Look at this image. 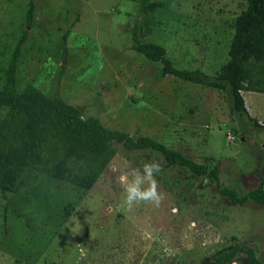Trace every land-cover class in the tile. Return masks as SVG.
Wrapping results in <instances>:
<instances>
[{
  "label": "rangeland",
  "instance_id": "1",
  "mask_svg": "<svg viewBox=\"0 0 264 264\" xmlns=\"http://www.w3.org/2000/svg\"><path fill=\"white\" fill-rule=\"evenodd\" d=\"M28 1L0 0V87L24 35L19 91L31 85L82 118L217 165L220 185L239 195L264 187V94L241 92L256 127L231 109L225 92L163 75L159 63L130 49L139 22L143 42L161 46L175 68L213 76L228 59L244 0H151L160 6L147 15L138 12L140 0H33L27 26ZM255 86L264 91V83ZM6 112L0 108V120ZM114 146L115 158L90 190L32 171L12 192H0V264H208L233 244L253 248L264 262V204L233 205L205 177L152 151ZM154 157L163 200L128 210L121 177ZM73 217L80 229H70ZM232 264H245L244 255Z\"/></svg>",
  "mask_w": 264,
  "mask_h": 264
},
{
  "label": "trees",
  "instance_id": "2",
  "mask_svg": "<svg viewBox=\"0 0 264 264\" xmlns=\"http://www.w3.org/2000/svg\"><path fill=\"white\" fill-rule=\"evenodd\" d=\"M244 1L245 9L232 21L228 59L213 76L198 68H175L165 57V50L161 46L143 42L139 22L134 24L131 31L130 49L147 60L159 63L163 75L225 92L231 109L247 115L241 92L264 94L262 89L255 86L256 83H264V0ZM159 6L157 1L140 0L138 12L147 15ZM34 8L33 0H29L25 12L27 26L33 23ZM23 42L24 35L17 42L6 65L0 87V108L7 109L0 120L2 194L12 192L21 178L32 171L45 173L53 180L82 190H90L115 158L114 145H120L127 152L152 151L167 165L186 169L195 177L207 178L214 183L218 193L233 205H244L249 200L264 204L262 182L255 189L239 195L220 185L217 165L210 167L197 163L149 137L130 136L109 129L96 117L82 118L76 107L58 96L49 98L31 85L19 91L16 70ZM259 68L262 69L261 74ZM247 118L259 127L249 115ZM239 253L244 255L245 264H264L256 258L253 248L239 244L229 246L208 264H232Z\"/></svg>",
  "mask_w": 264,
  "mask_h": 264
},
{
  "label": "clouds",
  "instance_id": "3",
  "mask_svg": "<svg viewBox=\"0 0 264 264\" xmlns=\"http://www.w3.org/2000/svg\"><path fill=\"white\" fill-rule=\"evenodd\" d=\"M157 160L158 158L154 157L150 161L143 163L142 166L132 168L130 172H126L121 177L124 184L123 205L128 210H132L140 203H151L159 207L162 202L163 195L158 191L159 184L156 179L157 174L161 171V164ZM72 219L73 222L69 223L72 225L70 229H80L76 218L73 217Z\"/></svg>",
  "mask_w": 264,
  "mask_h": 264
},
{
  "label": "water",
  "instance_id": "4",
  "mask_svg": "<svg viewBox=\"0 0 264 264\" xmlns=\"http://www.w3.org/2000/svg\"><path fill=\"white\" fill-rule=\"evenodd\" d=\"M65 62V61H64ZM64 62H63V64H64Z\"/></svg>",
  "mask_w": 264,
  "mask_h": 264
},
{
  "label": "crops",
  "instance_id": "5",
  "mask_svg": "<svg viewBox=\"0 0 264 264\" xmlns=\"http://www.w3.org/2000/svg\"><path fill=\"white\" fill-rule=\"evenodd\" d=\"M184 103V102H183ZM185 105V104H184Z\"/></svg>",
  "mask_w": 264,
  "mask_h": 264
}]
</instances>
